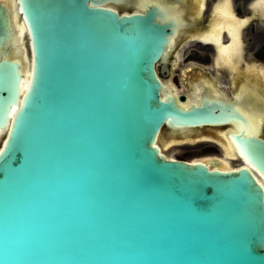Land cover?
Returning <instances> with one entry per match:
<instances>
[{
  "label": "water",
  "instance_id": "obj_1",
  "mask_svg": "<svg viewBox=\"0 0 264 264\" xmlns=\"http://www.w3.org/2000/svg\"><path fill=\"white\" fill-rule=\"evenodd\" d=\"M17 1L28 73L0 32V264H264V139L229 133V169L157 146L245 124L158 77L172 19L150 0Z\"/></svg>",
  "mask_w": 264,
  "mask_h": 264
},
{
  "label": "flooded vegetation",
  "instance_id": "obj_2",
  "mask_svg": "<svg viewBox=\"0 0 264 264\" xmlns=\"http://www.w3.org/2000/svg\"><path fill=\"white\" fill-rule=\"evenodd\" d=\"M14 1L0 0V32L12 37L7 42L8 52L14 49L11 41L15 37L18 38L20 36L19 32L23 31V28L19 29V25L22 27L23 22L22 12L19 10L18 1ZM150 1L153 2L163 16L172 19L174 25L172 32L176 36L173 39V43L168 47L166 62L156 68L158 77L168 84L171 89L177 90V95L185 97L184 104L189 102V105H191L193 101H198L202 97L209 100H228L235 103L236 109L239 110L235 113L243 116L245 121V124H243L230 120L226 124L215 125V127L211 128H196L192 131L190 137L180 138L171 147L184 148L187 153L199 151V154H205L209 150H219L222 155L226 142L231 143V139L227 135L229 133L239 134L242 129L237 131L236 124L239 123L246 129L250 124L248 114L252 112V108L248 100L253 101L257 109L264 112V0ZM225 4L229 9L227 15L229 13L232 15L229 18V21L232 22L231 24H234L235 27L239 24L241 25L242 50L238 61L233 64L232 68L217 67L216 44L202 41L204 37L213 34H225L224 39L227 38L225 28L229 26L227 24L229 22L224 21L221 14ZM101 5L115 10L119 14L143 15L146 13L145 8L121 11V5ZM18 21L19 23H17ZM15 23L17 26H15ZM224 41L223 43L226 42L225 44L227 45V39ZM20 46H18L21 52L20 56L25 62L23 47ZM3 48L4 45L1 50ZM18 61L21 62L20 60ZM221 78H223L224 82L221 81ZM175 80L178 83L180 82V84L177 85ZM198 97L200 98L198 99ZM261 112H255V116L259 117ZM255 124L260 126H258L257 137L264 139V121H256ZM208 131L214 133V135L216 134L215 137L213 138ZM224 133H226V137H224ZM205 156L214 159L216 157L214 155L210 156V154ZM214 159L213 161L219 160L217 158L216 160Z\"/></svg>",
  "mask_w": 264,
  "mask_h": 264
},
{
  "label": "bare ground",
  "instance_id": "obj_3",
  "mask_svg": "<svg viewBox=\"0 0 264 264\" xmlns=\"http://www.w3.org/2000/svg\"><path fill=\"white\" fill-rule=\"evenodd\" d=\"M14 1V0H13ZM16 1V0H15ZM14 1V2H15ZM13 5H15V3H13ZM15 10V9H14ZM228 8H227V6H226V4L224 5V7H223V13H221L222 15H223V18H224V21H226V22H229V23H227L229 26H227L225 29H226V31H227V42H228V44L226 45L225 43V41H226V39H224L225 37H224V35L222 34V35H216V34H213V35H210V36H208V37H204L203 39H202V41L204 42V43H207V42H211V43H214V44H216V46H217V60H216V63H217V67H226V68H232L233 67V64L235 63V62H237L238 61V58H239V56H240V54H241V46H242V42H241V25L239 24L238 26H234V24H231L232 22H230L229 21V18L230 17H232V15L229 13L228 15H227V13H228ZM20 15V14H19ZM220 15V14H219ZM221 15V16H222ZM220 16V17H221ZM18 17V16H17ZM235 17V16H234ZM233 17V18H234ZM15 18V17H14ZM18 19V18H17ZM17 19H16V21H17ZM232 19V18H231ZM235 19V18H234ZM232 21V20H231ZM14 22H15V20H14ZM17 23H19V21L17 22ZM234 23V22H233ZM15 26H17L16 25V23H15ZM221 26V25H220ZM224 26V25H223ZM222 27V26H221ZM235 27V28H234ZM20 28H23V27H20V25H19V29ZM217 28H219V27H217ZM21 30V29H20ZM222 31H223V29H222ZM19 34H20V36L18 37V38H14L12 41H11V43H12V45H13V47H14V49H13V51H10V52H7L6 53V55H11V57H13L14 59H18V60H20L21 62H20V65H22V69H23V72L25 73V74H27L28 73V69L24 66L25 65V63H23V59L21 58V56H20V50H19V48H18V46H20V43H21V46L20 47H23V55H24V58H25V48H24V45H23V41H22V39H23V37H24V35H23V31L21 30L20 32H19ZM16 36V35H15ZM225 40V41H224ZM223 41L225 42V43H223ZM224 44H225V46H224ZM26 59V58H25ZM242 60V59H241ZM222 70V69H221ZM262 72V71H261ZM264 72V71H263ZM183 75V74H182ZM25 79H27V77L25 78ZM230 85V84H229ZM223 87V86H222ZM177 91V90H176ZM179 92V91H178ZM198 94H200V93H198ZM198 96V95H197ZM200 96V95H199ZM200 97H198V99H199ZM194 100V99H193ZM247 102V101H246ZM248 102H249V104H250V106H251V108H252V112L251 113H249L248 114V116H249V121H250V124H249V126L247 127V129L245 128V133H251V134H258V132H259V127L258 126H256L257 124H255L256 123V121L257 122H259V121H264V112H261V110H259V109H257V106L255 105V103L253 102V101H251V100H248ZM248 104V105H249ZM189 105V102H187L186 104H185V106H188ZM264 108V107H263ZM263 110V109H262ZM255 112H261V113H259V117H257V116H255L256 114H255ZM260 119V120H259ZM261 125V124H260ZM208 128V127H207ZM241 128H243L239 123L238 124H236V130L238 131L239 129H241ZM211 131V130H210ZM210 131H208L209 132V134L210 135H212L213 136V138L215 137V135H214V133H211ZM199 132V131H198ZM226 132V131H225ZM3 135H4V132L3 131H1L0 130V142L2 141V137H3ZM224 137H226V133H224ZM257 136V135H256ZM207 137V136H206ZM167 138L168 137H166V135H162L161 137H160V144H157V146L160 148V149H163L164 150V152H169V150H170V148L169 147H171V144L172 143H169L168 145H166V144H164V143H166V141H167ZM209 138H211V137H209ZM226 139V138H225ZM212 140V139H211ZM193 141V140H192ZM228 141V140H227ZM220 145V144H219ZM185 147V146H184ZM219 147V146H218ZM221 147V146H220ZM174 149V148H173ZM220 150H221V148H220ZM177 154V153H176ZM164 155H165V153H164ZM167 158H175V155H174V151H170L167 155H165ZM236 156H237V152H236V150L233 148V146H230V144L228 143V142H226V145H225V147H224V149L222 150V155L221 156H216L215 157V159L214 158H211V157H209V156H203V157H200V158H196V159H193V160H200V161H204L205 163H209V164H211V166H213V167H215L216 165L218 166V168L219 169H229V168H231L232 166V164H231V161H230V158H233V159H235L236 158ZM216 158L217 159H219L218 160V162L215 164L214 162H213V159L214 160H216ZM193 160H191V161H193ZM258 181H259V183L262 185V186H264V179H261V178H258Z\"/></svg>",
  "mask_w": 264,
  "mask_h": 264
},
{
  "label": "rangeland",
  "instance_id": "obj_4",
  "mask_svg": "<svg viewBox=\"0 0 264 264\" xmlns=\"http://www.w3.org/2000/svg\"><path fill=\"white\" fill-rule=\"evenodd\" d=\"M176 82V84L177 85H179L180 84V82L178 83L177 82V80H175ZM221 81L222 82H224V80H223V78H221ZM175 84V85H176ZM180 89V88H179ZM159 144H160V142H158ZM170 148V150H169V152L170 151H174V155H175V157L176 158H183V159H186V161H191V160H193V159H196V158H200V157H203V156H205L206 154L208 155V154H210V156L211 155H214V156H221V153L219 152V150H216V151H208V152H206L205 154H199L200 152L199 151H196V152H193V153H187V152H185L186 151V149H184V148H176V147H169ZM174 148V149H173ZM169 152H164L165 153V155H167ZM177 153V154H176ZM193 155V156H192ZM235 164H237V163H233L232 164V166H234Z\"/></svg>",
  "mask_w": 264,
  "mask_h": 264
}]
</instances>
